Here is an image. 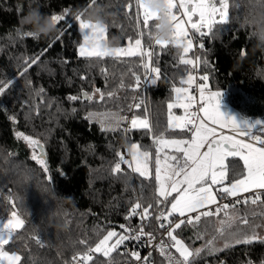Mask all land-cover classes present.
<instances>
[{
    "label": "trees",
    "instance_id": "obj_1",
    "mask_svg": "<svg viewBox=\"0 0 264 264\" xmlns=\"http://www.w3.org/2000/svg\"><path fill=\"white\" fill-rule=\"evenodd\" d=\"M130 2L132 10L124 7L129 0H95V3L93 0H39L41 12L65 17L57 22L56 32L34 38L25 36L26 30L19 24L20 18L35 6L32 0H0V81H12L0 94V220L8 217L15 201L25 227L14 232L17 239L5 249L19 254L23 264H70L74 254L87 250L80 241L95 246L97 228L106 234L107 230L121 232L120 224H125L126 228L129 224L134 228L141 225L139 217L126 221L125 215L129 200L140 196L142 178L122 164L131 176L126 184L123 177L117 178V174L111 172V167L118 159L117 151L128 158L129 144L137 143L152 152L150 170L154 173L153 137L146 130L138 129L127 134L124 130L103 132L97 125L85 121L87 111L128 109L135 96L137 102L143 100L141 108H136V115L141 118L147 115L153 127L166 130V139L183 138L186 134L169 129L167 103L174 97L173 85L187 86L181 81L192 73L194 65L183 64L181 57L194 62V50L183 53L172 45H156L143 24H137L135 0ZM96 8L100 9L102 22L108 26L107 40L117 41L114 47H126L129 36L135 38L139 31H144L143 47L152 53L150 67L160 69L155 84L151 83L141 92L128 87L135 83L132 72L140 75L141 81L146 79L145 70L136 57L79 56L83 36L79 20L74 16L79 13L89 19ZM243 13L240 0H229L228 21L215 25L213 32L204 37L191 31L189 35L204 45L198 51L200 83L203 82L201 77L207 74L210 89L223 92L221 99L241 116L264 119V50L256 46L250 30L242 22ZM36 55H40L37 64L28 67L23 63ZM121 80L124 88L119 87ZM41 88L44 91L38 95ZM95 88L114 90L116 98L107 103L100 102L98 94L93 101L68 99L85 91L92 93ZM72 108L76 111L72 112ZM16 132L40 140L50 169L48 173L32 160V149L22 138L16 137ZM132 188L137 189L136 193ZM150 193L146 188L145 198H150ZM236 208L241 217L247 214L250 221L261 225L256 231L264 234V216L260 215L264 208L252 205ZM222 216L220 213L219 218ZM217 219L202 218L198 227L206 233L205 238L195 240L193 237L185 239V243L190 248L200 247L216 234ZM146 227L157 236L161 234L151 217L146 220ZM194 231L196 229L189 226L185 236L191 237ZM126 243L130 253L135 243ZM218 243L222 240L216 241L217 247ZM172 252L177 255L174 249ZM124 253V247L120 246L111 257L118 264H126L130 258ZM91 255L94 261L108 259L101 253ZM222 258L229 264H245L248 260L260 263L264 259V243L256 240L251 244H235L211 255L202 252L196 264ZM154 264L166 262L155 255Z\"/></svg>",
    "mask_w": 264,
    "mask_h": 264
},
{
    "label": "snow or ice",
    "instance_id": "obj_2",
    "mask_svg": "<svg viewBox=\"0 0 264 264\" xmlns=\"http://www.w3.org/2000/svg\"><path fill=\"white\" fill-rule=\"evenodd\" d=\"M167 3L175 22L176 37L178 41L182 42L183 53H188L193 48V39L190 37L186 25H190L196 34L204 37L213 32L215 25L222 24L229 19V0H167ZM124 7L132 10L133 4L129 0V3ZM181 10L182 16L179 15ZM135 16L137 24L142 23L143 28L148 30L149 38L152 39V27L156 14L144 6L143 0H135ZM194 16L197 17L195 21H193ZM51 17L57 23L61 22L65 16L52 14ZM74 17L79 20L82 30H90L83 43L79 44L80 57L96 59L136 57L145 70L146 77L150 73L155 74L145 82L156 83L159 79L160 69L150 67L152 53L143 47L142 37L145 34L143 30L139 31L135 38L129 36L126 47H110L105 43L108 26L104 22L83 18L79 13ZM23 34L33 37L28 31ZM155 44L161 47L169 45L159 41H156ZM200 47L203 48L204 45L201 44ZM181 59L185 65H194L191 59H183V57ZM39 60L40 55H36L28 57L23 63L30 67L37 64ZM24 71H27V67ZM104 71L102 68L101 72ZM132 76L135 78V83L128 87L133 90L140 88V75L132 72ZM201 79L204 83L198 86L199 107L196 111H192V108L197 104V101L189 92V87L194 81L191 73L187 75L186 80L181 81L182 85L187 84L188 87L173 85L171 91L174 93V97L167 103L168 127L187 129V133H190L189 139H166L164 136L166 130H158L153 127L147 115L144 118L132 115L130 127L144 129L153 137L156 153L154 173L150 171L152 152L149 147L137 143L129 144V158H125L120 151L116 152L115 155L118 159L114 161L111 172L117 174V178L123 177L127 184L131 176L122 168V164H125L132 173H137L142 178L139 185L140 196L129 200L125 215L126 221L131 217H139L141 225L134 228L129 224L126 228L125 224H120L121 232L107 230L106 234L102 229L97 228L98 241L95 246L92 247L87 241H80L81 244L86 245L87 250L83 254H74L71 264H87L88 261H92V264H118L111 254L120 246L125 249L124 255L130 258L127 264H154L151 252L143 257L135 250L129 253L126 243L135 240L148 245L153 244L156 236L153 231H145L143 223L149 217L155 222L161 235L167 237V240L162 238L154 245V249L164 258L166 264H196V259L201 256L202 252L211 255L221 250L216 246L218 239L223 241L224 249L235 244H251L256 240L264 243V234H258L256 231V228L261 225L250 221L247 214L241 217L236 208V205L264 208V127L253 131L255 125H241L234 117L226 118L220 109L223 92L213 91L208 87L209 76L207 74L203 75ZM28 83L31 82L28 81ZM11 84V80L0 81V94H3ZM119 87H125L123 80ZM43 91L41 88L37 94L39 95ZM95 94H98L100 102L105 103L116 98L114 90L102 91L95 88L92 93L85 91L80 95H71L68 99L79 101L83 98L93 101L96 98ZM132 98L136 99L135 96ZM142 104L143 100H140L134 105H128V108L129 110L133 107L138 109ZM174 108L183 109L184 114L175 115L172 111ZM71 111L75 112L76 109L72 108ZM145 112H147L146 108ZM199 113L203 115L201 116ZM10 119L15 120V117H10ZM87 119L95 120L101 129L109 131L120 128L128 117L121 115L119 111L106 109L103 111L89 110ZM256 123L261 124L262 122L257 121ZM225 128L229 129L232 134H224L222 130ZM218 129L221 131L218 132ZM124 131L127 132L128 129L125 128ZM15 135L27 143L32 149V160L40 165L45 173H48L50 169L45 159L44 146L40 140L25 135L23 132H16ZM165 149H174L179 155L170 156L164 151ZM161 153H163V159ZM48 179L51 180L52 177L49 176ZM146 188L151 190L150 198L144 196ZM136 191V188H132L133 193ZM228 198L234 199L229 200L228 203H218V200H227ZM141 200H145V203L142 204ZM11 206L13 210L7 219L0 220V264H23L19 254L5 249V246L14 243L17 239L14 232L25 227V220L17 210L15 201ZM220 213L223 214L222 218H219ZM252 215L256 214L252 213ZM260 215L264 216V212H261ZM212 217H218L219 227L216 229V234L205 240L200 247L190 248L185 243V239L192 240L193 237L195 240L204 239L206 233L199 230L198 224L202 218ZM234 225L244 227H234ZM189 226L196 229L191 237L185 236ZM182 236L185 238L182 239ZM145 237L146 239H144ZM172 249L178 256L172 252ZM91 253H101L108 259L94 261ZM219 264H223V261H220ZM247 264H253V261L248 260ZM260 264H264V259H261Z\"/></svg>",
    "mask_w": 264,
    "mask_h": 264
},
{
    "label": "clouds",
    "instance_id": "obj_3",
    "mask_svg": "<svg viewBox=\"0 0 264 264\" xmlns=\"http://www.w3.org/2000/svg\"><path fill=\"white\" fill-rule=\"evenodd\" d=\"M35 5L20 18L21 29L32 34L34 38L50 35L56 32L57 23L51 15L41 12L39 0H32ZM144 6L156 14L154 26L152 27V40L154 42H166L174 46L177 51H182V42L176 37L175 22L171 16V10L167 0H143ZM240 6L244 13L242 22L250 30L251 36L256 41V46L264 50V0H240ZM100 9H93L89 14V20L102 22L99 15ZM107 46H114L117 41H105Z\"/></svg>",
    "mask_w": 264,
    "mask_h": 264
},
{
    "label": "built area",
    "instance_id": "obj_4",
    "mask_svg": "<svg viewBox=\"0 0 264 264\" xmlns=\"http://www.w3.org/2000/svg\"><path fill=\"white\" fill-rule=\"evenodd\" d=\"M190 37L193 39V50H194V69H193V71L191 73L192 76H193V78H194V81H193V84L190 87V90H191L193 96L195 97V99L197 101V104H195L193 106L192 111H196L197 108L199 107V88H198V86H199V84H201L200 83V73H199L198 59L197 58H198V51L200 50L201 47H200L199 41L196 38H194L193 35H190ZM154 75L155 74L150 73L146 77V79H151ZM146 79L144 81H141V87L138 88V92H141V91L145 90L151 84V83H146L145 82ZM135 103H137V98L135 99V101L133 102L132 105H134ZM112 111H119L121 113V115H124V116L128 117V119L125 122H123V124L121 125V127L118 128V129H116V130L105 131V130L101 129L100 128V125L95 120L89 121L87 119V113L85 114V121L88 122L89 124H95V125H97L100 128V130L103 131V132H108V133L117 132V131H120V130H124L125 128L128 129L127 132L124 131L126 134L129 133V132H131L133 130V128L130 127V120H131L132 115H136V108L133 107L131 110H129V108H128V109H124V110H112ZM199 115L202 116V113H199ZM232 199H234V198H228L227 200H218V203H220V204L228 203L229 200H232ZM214 207L215 206H211V208H214ZM143 223H144L145 231H148V229L146 227V221L143 222ZM155 236H156V240L153 241V244L152 245H148V244H145V243L140 242V241L132 240L131 242H134L135 243V247L132 250L138 251L141 254V257H143V256L147 255L149 252H151L152 255H153V261H154L155 255L160 256L159 255V252L154 249V245L156 243H158L159 240L162 239V238L165 239V240H167V237L166 236H162L161 234L159 236H157V235H155ZM144 239H146V237ZM77 253L83 254V252H77ZM220 261H223V264H229L228 261L225 258H222V259H220L219 261H216V262H212V261L206 262L205 264H219ZM245 264H247V263H245ZM253 264H260V263H256V262L253 261Z\"/></svg>",
    "mask_w": 264,
    "mask_h": 264
},
{
    "label": "rangeland",
    "instance_id": "obj_5",
    "mask_svg": "<svg viewBox=\"0 0 264 264\" xmlns=\"http://www.w3.org/2000/svg\"><path fill=\"white\" fill-rule=\"evenodd\" d=\"M179 15L182 16V10L180 11ZM184 19H186V17H184ZM196 19H197V17L194 16L193 17V21H195ZM186 27L188 28L189 31L194 32V30H192L190 28V25H186ZM205 31H207V30H205ZM202 83H204V81ZM207 84H208V81H207ZM208 87H209V84H208ZM220 109L225 114L226 118L234 117L237 120V122L240 123L241 125H245V124L255 125V127L253 128L254 130H258V129L264 127V119L245 118V117L241 116V114L239 112H237L227 101H225L223 99H221ZM180 110L182 111V115H183L184 114V110L181 109V108H180ZM92 111H95V110H92ZM257 121H261L262 123L261 124H257L256 123ZM136 129H138V128H136ZM224 130L227 131V132H229L230 134H232L229 129L225 128L222 131H224ZM218 245H219L218 247L222 251V249H224L223 246H222L223 245V241H222V243H218ZM177 256H178V254H177Z\"/></svg>",
    "mask_w": 264,
    "mask_h": 264
},
{
    "label": "crops",
    "instance_id": "obj_6",
    "mask_svg": "<svg viewBox=\"0 0 264 264\" xmlns=\"http://www.w3.org/2000/svg\"><path fill=\"white\" fill-rule=\"evenodd\" d=\"M79 29H80V31H81V33H82L83 40H84L85 36L89 34L90 30H89V29H84V30H82L81 27H80V22H79ZM106 39H107V35H106ZM186 87H188V85H187ZM189 92L192 94V92H191V90H190V87H189ZM192 95H193V94H192ZM172 111H173V113H174L175 115H178V116H179V115H182V111L180 110V108H174ZM133 129H136V128H133ZM169 129H170L171 131L185 132V133H186L185 136H184L183 138H177V139H189V138H190V133H187V129H184V130H181V129H174V128H169ZM138 130H144V129H138ZM219 131H221V130L218 129V132H219ZM253 131H256V130L253 129ZM223 133L231 135L229 132H227V131H225V130L223 131ZM238 138H240V137H238ZM164 151L167 152L170 156H172V155H179L178 153L175 152L174 149H165ZM128 152H129V150H128ZM161 155H162L161 158L163 159V153H162ZM128 158H129V157H128ZM229 159H231V158H229ZM226 163H227V161H226ZM150 171H151V170H150ZM209 207H211V206H209Z\"/></svg>",
    "mask_w": 264,
    "mask_h": 264
},
{
    "label": "water",
    "instance_id": "obj_7",
    "mask_svg": "<svg viewBox=\"0 0 264 264\" xmlns=\"http://www.w3.org/2000/svg\"><path fill=\"white\" fill-rule=\"evenodd\" d=\"M152 259H153V255H152Z\"/></svg>",
    "mask_w": 264,
    "mask_h": 264
}]
</instances>
